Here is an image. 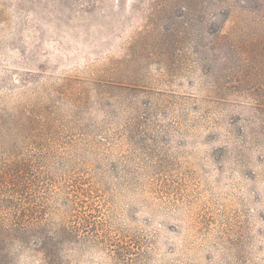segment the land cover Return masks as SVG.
<instances>
[{"label": "rangeland", "instance_id": "374dc122", "mask_svg": "<svg viewBox=\"0 0 264 264\" xmlns=\"http://www.w3.org/2000/svg\"><path fill=\"white\" fill-rule=\"evenodd\" d=\"M0 264H264V0H0Z\"/></svg>", "mask_w": 264, "mask_h": 264}]
</instances>
